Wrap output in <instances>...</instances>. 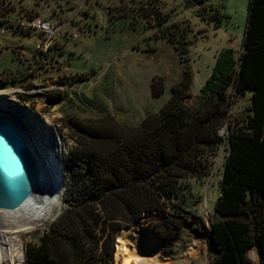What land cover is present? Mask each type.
Segmentation results:
<instances>
[{
	"label": "trees",
	"instance_id": "1",
	"mask_svg": "<svg viewBox=\"0 0 264 264\" xmlns=\"http://www.w3.org/2000/svg\"><path fill=\"white\" fill-rule=\"evenodd\" d=\"M207 1L183 3L219 28L222 14ZM176 48L181 79L138 125L119 122L100 103L98 117L65 120L74 145L64 160L63 208L27 245V262L114 264L122 229L152 212H189L194 188L210 179L226 150L212 222L217 253L209 264H253L252 258L264 264V0H249L242 49L221 50L197 95L189 51ZM151 86L153 97L164 92L156 80ZM247 91V113L232 125L231 93ZM226 125L224 138L219 131Z\"/></svg>",
	"mask_w": 264,
	"mask_h": 264
},
{
	"label": "rangeland",
	"instance_id": "2",
	"mask_svg": "<svg viewBox=\"0 0 264 264\" xmlns=\"http://www.w3.org/2000/svg\"><path fill=\"white\" fill-rule=\"evenodd\" d=\"M42 1L45 7L35 0H23L12 6L42 16L49 13L54 20L67 22L58 38L62 45L59 43L58 50L53 51L57 60L44 64L34 61V55L40 57L35 50V37L23 38L12 28L0 26L6 32L0 35V93L33 90L0 95V98L13 106L21 104L29 108L39 130L36 137L46 145L51 141L59 148L62 158L57 160L59 165L53 160V165L63 173L64 160L74 145L65 127L68 117H98L100 103L119 122L138 125L167 102L171 87L181 79L177 46L189 51L193 72L191 92L197 95L211 75L221 50L231 47L238 53L242 49L249 3V0H208L206 5L218 8L222 14L221 25L215 28L199 18L197 8H187L183 0ZM21 42L25 43L19 47L26 52L25 60H20L12 49ZM32 57L33 78L18 76L32 67L29 66ZM40 64L42 68L38 67ZM2 72L7 76L1 78ZM153 80L165 87L159 97L152 95ZM251 95V91L242 96L231 93L229 122L232 125L245 117ZM52 130L56 139L51 137ZM49 151L52 157L54 151L48 147ZM226 155L227 151L222 150L210 179L202 187L194 188L189 212H184L182 217L174 215L171 209L165 216L152 212L123 228L116 237L114 264H122L117 241L139 227L155 239V251L144 253L143 264H209L216 256V247L211 241L203 250L198 251L197 247L210 238ZM62 191L61 199L56 191L58 202L40 216L32 230L24 233L25 247L33 244L37 235L62 211ZM170 234L175 238L170 240ZM251 260L258 264V259Z\"/></svg>",
	"mask_w": 264,
	"mask_h": 264
},
{
	"label": "water",
	"instance_id": "3",
	"mask_svg": "<svg viewBox=\"0 0 264 264\" xmlns=\"http://www.w3.org/2000/svg\"><path fill=\"white\" fill-rule=\"evenodd\" d=\"M29 118H32V121ZM29 121L34 127L36 126L28 107L21 104L13 106L8 101L0 100V210L2 211L20 209L44 187L43 176L37 163L39 152L35 145L34 134L25 123ZM45 154L47 157L38 155L54 187H58L61 199L64 173L57 166H51L49 162L51 153L45 152ZM57 163L59 165V161ZM57 171L58 175H56ZM139 221L140 219L136 222ZM211 243L215 247L212 228Z\"/></svg>",
	"mask_w": 264,
	"mask_h": 264
},
{
	"label": "built area",
	"instance_id": "4",
	"mask_svg": "<svg viewBox=\"0 0 264 264\" xmlns=\"http://www.w3.org/2000/svg\"><path fill=\"white\" fill-rule=\"evenodd\" d=\"M23 0H0V26H8L12 28L14 32L21 33L24 37L32 38L35 37L36 41V52L40 55V57L36 58L37 55H34L35 60L37 62H41V64L49 63L52 60H57V56L54 55L53 51L58 50L57 46L60 43L58 41L59 36H61L62 31L65 29L67 22L63 20H54L53 17L46 13L44 16L39 15V13L33 11H25L23 9H15L12 4L21 2ZM37 4L44 6L42 0H35ZM5 29L0 28V35H4ZM76 36V35H75ZM61 44V43H60ZM62 45V44H61ZM21 45L17 48H12L17 52L18 58L20 60H25L26 52L19 49ZM38 66L42 68V66ZM28 72L26 74L18 75L20 77L30 76L33 78V57L32 62L29 63ZM37 67V68H38ZM3 76H7L6 72H2L1 78ZM17 90V89H15ZM31 93L33 90H25L19 89L17 93ZM219 134L222 137L228 136V126H224L220 129ZM35 145L38 149L37 157L40 159L41 157H47L45 152L47 151L46 143L42 141V139L37 138L34 135ZM44 148V151L41 152V148ZM4 219L0 217V231L4 227ZM10 238L13 242L8 241ZM25 239V236H24ZM25 244V242H24ZM24 244H20L18 239L16 238V234H6L0 232V264H30L26 259V247Z\"/></svg>",
	"mask_w": 264,
	"mask_h": 264
},
{
	"label": "bare ground",
	"instance_id": "5",
	"mask_svg": "<svg viewBox=\"0 0 264 264\" xmlns=\"http://www.w3.org/2000/svg\"><path fill=\"white\" fill-rule=\"evenodd\" d=\"M17 92L18 90L13 89L1 92L0 95L13 94ZM1 99L2 98H0V100ZM30 120L32 121V118ZM25 123L28 129H30V131H33V134L35 136H38L39 130L37 129V127H34L30 121ZM51 137H54V139L57 138V136L54 134V130H52L51 132ZM48 147L49 149H52V151H54V154H52L53 158H49V162L52 166L54 163L53 160H61L62 156L56 144H52L50 141L46 145L47 150ZM43 151L44 148L42 147L41 152ZM49 152L51 153V151ZM37 163L43 176L42 180L44 183V187L40 189V191H38L33 197H31L30 200L20 209L16 211L0 210V217H3L5 224L0 232L6 234L15 233L19 245L22 243L24 244L25 242L24 233L32 230L34 225H36L42 218L40 216L45 214L48 210L51 209L53 205L58 202L56 195V191H58L59 193L58 187H54L55 185L53 184L52 179L45 170V165L38 157ZM56 175H58V171ZM8 241L13 242L14 239L12 240V238H10ZM154 244L155 239L153 238L152 234L143 227L133 229L132 232L123 235L120 240L117 241L118 253L122 257V264H143L146 261L144 259V253L149 251L154 252Z\"/></svg>",
	"mask_w": 264,
	"mask_h": 264
},
{
	"label": "crops",
	"instance_id": "6",
	"mask_svg": "<svg viewBox=\"0 0 264 264\" xmlns=\"http://www.w3.org/2000/svg\"><path fill=\"white\" fill-rule=\"evenodd\" d=\"M17 33V32H16ZM23 36V35H22ZM23 38H27V37H24L23 36ZM33 38V37H32ZM27 39H31V38H27ZM24 42H21L20 44H18V45H21V47H23L24 46ZM210 242V238H209V236H208V238L206 239V241L204 242V244L202 243V245L201 246H199V247H197L198 248V251H200V250H203L204 249V247H206L207 246V244ZM192 251H196L195 249H191Z\"/></svg>",
	"mask_w": 264,
	"mask_h": 264
}]
</instances>
